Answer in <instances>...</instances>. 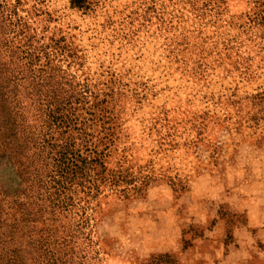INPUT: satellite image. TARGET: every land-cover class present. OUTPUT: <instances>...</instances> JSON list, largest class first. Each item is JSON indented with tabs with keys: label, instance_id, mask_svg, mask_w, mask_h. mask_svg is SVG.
Instances as JSON below:
<instances>
[{
	"label": "rangeland",
	"instance_id": "1",
	"mask_svg": "<svg viewBox=\"0 0 264 264\" xmlns=\"http://www.w3.org/2000/svg\"><path fill=\"white\" fill-rule=\"evenodd\" d=\"M0 79L37 176L0 151V259L264 264V0H0ZM63 145L95 162L43 199Z\"/></svg>",
	"mask_w": 264,
	"mask_h": 264
},
{
	"label": "trees",
	"instance_id": "2",
	"mask_svg": "<svg viewBox=\"0 0 264 264\" xmlns=\"http://www.w3.org/2000/svg\"><path fill=\"white\" fill-rule=\"evenodd\" d=\"M18 81L19 80L16 79L5 81L0 79V132L3 133V137L0 141V151L7 152L9 154L16 169H19L23 175L25 174V176H27L26 180H29L27 182V187L32 188L33 184L30 185V182L32 180L33 182L36 181L37 176L35 173L31 172V170L29 171L31 168L29 167V164L26 166L25 162H28L30 158L29 144L33 143L34 145L35 143L31 139V126L27 124L26 109L25 105L22 103L23 100L27 98V94L24 92L25 96H23V99L18 95ZM20 83L24 84L21 81ZM28 94L30 95V93ZM57 100L59 99H55V101ZM61 103V101L54 103L53 109L51 108V111L58 114L57 116L59 117H62L59 115L62 114ZM57 120L60 119L57 118ZM60 149L61 150L56 151L58 157L53 158L54 162L52 168L54 166L55 173H51L52 175L48 176L51 177L49 180L53 182L52 187L55 191L48 194L46 180H44L45 182H40L38 185L35 184L39 189H41L43 199L45 198L48 200L47 195H51L50 198L54 200L52 194H55L59 190L61 191L69 183L71 184L73 181L83 178L85 169H89V165L92 162H95L94 159H89L90 156H83V153H81L79 149L74 150L67 145L61 146ZM75 151L80 153H78L76 157H74ZM36 193L37 192L35 191V194ZM2 194L3 193L0 190L1 197L3 196ZM2 202L0 200V205L4 203ZM62 202L64 203L65 201ZM68 204L70 203H67L66 205ZM3 211L4 209L0 208L1 223H4V221H1L2 215L3 219L5 216L8 217V212L5 211L3 213ZM22 221H24V219H22ZM70 244L71 240H69L68 236H62L60 240L59 238H55V240L53 239L49 245L43 249L41 255H38V259L35 261V264H61L70 253L69 251L67 254V249H69ZM0 264L14 263L10 257H3L0 259ZM145 264H176V260L173 256L166 253L159 255L157 258H151Z\"/></svg>",
	"mask_w": 264,
	"mask_h": 264
}]
</instances>
